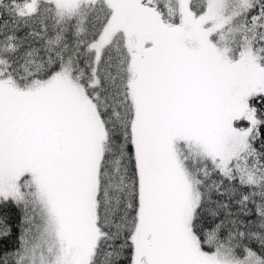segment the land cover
<instances>
[{
  "label": "snow or ice",
  "instance_id": "1",
  "mask_svg": "<svg viewBox=\"0 0 264 264\" xmlns=\"http://www.w3.org/2000/svg\"><path fill=\"white\" fill-rule=\"evenodd\" d=\"M0 264H264V0H0Z\"/></svg>",
  "mask_w": 264,
  "mask_h": 264
}]
</instances>
